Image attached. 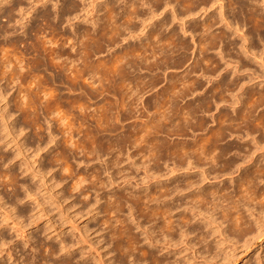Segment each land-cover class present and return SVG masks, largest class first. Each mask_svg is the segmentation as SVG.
Listing matches in <instances>:
<instances>
[{"label":"clouds","instance_id":"9594fccd","mask_svg":"<svg viewBox=\"0 0 264 264\" xmlns=\"http://www.w3.org/2000/svg\"><path fill=\"white\" fill-rule=\"evenodd\" d=\"M0 264H264V0H0Z\"/></svg>","mask_w":264,"mask_h":264}]
</instances>
